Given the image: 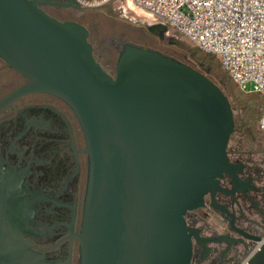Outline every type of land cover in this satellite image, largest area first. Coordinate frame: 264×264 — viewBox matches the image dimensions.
Instances as JSON below:
<instances>
[{
    "label": "water",
    "instance_id": "water-1",
    "mask_svg": "<svg viewBox=\"0 0 264 264\" xmlns=\"http://www.w3.org/2000/svg\"><path fill=\"white\" fill-rule=\"evenodd\" d=\"M46 4L0 0V59L26 80L0 111L40 93L75 115L88 155L80 264H191L192 236L201 240L187 228L186 213L202 208L208 194L221 211L214 202L219 180L229 174L236 182L227 155L235 132L228 99L202 74L134 44L122 48L110 75L86 28L49 16ZM136 24L174 43L167 27ZM247 264H264V243Z\"/></svg>",
    "mask_w": 264,
    "mask_h": 264
},
{
    "label": "flooded vegetation",
    "instance_id": "flooded-vegetation-1",
    "mask_svg": "<svg viewBox=\"0 0 264 264\" xmlns=\"http://www.w3.org/2000/svg\"><path fill=\"white\" fill-rule=\"evenodd\" d=\"M37 1L47 3L42 9L56 20L84 26L47 10L76 14L85 9L66 7V0ZM0 64L1 102L26 80L1 59ZM85 149L75 115L54 96L28 94L0 111V264H80L77 236L88 181ZM228 160L236 182L229 174L219 180L214 202L221 211L208 194L202 208L184 217L201 240L192 236L191 264L211 256L213 264L236 261L243 255L242 264H247L260 250L237 231L264 238V170L240 152L228 153Z\"/></svg>",
    "mask_w": 264,
    "mask_h": 264
},
{
    "label": "rangeland",
    "instance_id": "rangeland-1",
    "mask_svg": "<svg viewBox=\"0 0 264 264\" xmlns=\"http://www.w3.org/2000/svg\"><path fill=\"white\" fill-rule=\"evenodd\" d=\"M126 1L115 0L100 9L84 10L76 14L47 11L60 20L70 18L83 24L91 32L88 40L94 48L96 61L112 76L115 74L118 56L126 44L158 51L205 76L225 95L233 112L235 132L230 138L227 155L240 152L245 161L259 165L264 170V133L257 128L264 105L262 97L253 94L251 84H247L242 92L222 71L218 58L198 50L175 30L169 29L167 34V37L174 40L173 44L166 39L159 41L150 35L144 27L136 24L146 20L136 14L138 11L129 8ZM246 256L243 255L236 261L226 259L217 264H242ZM213 257H209L202 264H213Z\"/></svg>",
    "mask_w": 264,
    "mask_h": 264
},
{
    "label": "built area",
    "instance_id": "built-area-1",
    "mask_svg": "<svg viewBox=\"0 0 264 264\" xmlns=\"http://www.w3.org/2000/svg\"><path fill=\"white\" fill-rule=\"evenodd\" d=\"M97 10L115 0H74ZM132 9L153 18L150 25L175 30L220 68L243 92L247 84L264 100V0H127ZM168 34V31L166 35ZM264 133V105L257 122ZM264 238L257 244L260 249Z\"/></svg>",
    "mask_w": 264,
    "mask_h": 264
}]
</instances>
